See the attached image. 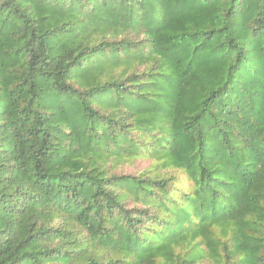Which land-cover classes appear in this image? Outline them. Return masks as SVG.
<instances>
[{"label": "trees", "instance_id": "trees-1", "mask_svg": "<svg viewBox=\"0 0 264 264\" xmlns=\"http://www.w3.org/2000/svg\"><path fill=\"white\" fill-rule=\"evenodd\" d=\"M205 260L264 264V0H0V264Z\"/></svg>", "mask_w": 264, "mask_h": 264}, {"label": "rangeland", "instance_id": "rangeland-1", "mask_svg": "<svg viewBox=\"0 0 264 264\" xmlns=\"http://www.w3.org/2000/svg\"><path fill=\"white\" fill-rule=\"evenodd\" d=\"M119 174H139L143 171L149 170L151 173L155 172L156 163L146 159H125L115 166ZM162 170V169H160ZM203 264H215L213 261L205 260Z\"/></svg>", "mask_w": 264, "mask_h": 264}]
</instances>
